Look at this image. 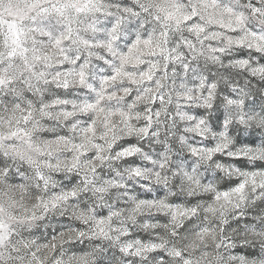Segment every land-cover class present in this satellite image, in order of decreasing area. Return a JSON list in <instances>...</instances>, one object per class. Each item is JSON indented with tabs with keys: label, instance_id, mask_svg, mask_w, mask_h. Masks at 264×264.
Returning <instances> with one entry per match:
<instances>
[{
	"label": "clouds",
	"instance_id": "1",
	"mask_svg": "<svg viewBox=\"0 0 264 264\" xmlns=\"http://www.w3.org/2000/svg\"><path fill=\"white\" fill-rule=\"evenodd\" d=\"M0 264H264V0H0Z\"/></svg>",
	"mask_w": 264,
	"mask_h": 264
}]
</instances>
